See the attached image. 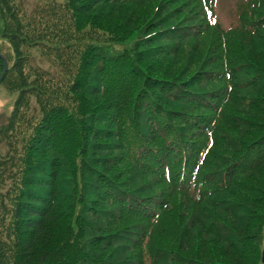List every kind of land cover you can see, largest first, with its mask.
I'll return each instance as SVG.
<instances>
[{"label": "trees", "instance_id": "obj_1", "mask_svg": "<svg viewBox=\"0 0 264 264\" xmlns=\"http://www.w3.org/2000/svg\"><path fill=\"white\" fill-rule=\"evenodd\" d=\"M150 1L71 0L70 5L78 29L83 31L87 29L86 25L98 27L92 21L91 23L84 21L86 15H93L114 23L116 28L134 32L133 41L139 43V48L133 52V56L149 62L147 66L135 67L130 64L127 56H123L114 59L113 65L103 62L100 66L101 60L94 50L90 49L85 53L87 55L90 52V56H84L77 80L79 83L76 81L72 87L76 93L84 90L83 93H79V111L87 114L86 128L91 126L94 129L86 132L88 138L80 153L81 167H76L74 158L69 156L71 152L65 151L61 146L58 150L55 149L60 145L58 141L62 139L59 130L61 125L66 122L69 125L74 124L71 113L65 109L60 110L63 117L57 118L49 126V132L44 139L39 140L38 136H35L37 140L32 142L29 148L28 163L27 155L24 163L20 164L12 156L21 154V150L11 145V142H14L10 139L11 134L13 136L16 132L15 122L0 125V189L4 187L0 191V264H160L169 256L167 252L159 254L152 249L150 236L156 226L152 223L148 226L143 224L150 217L146 216L145 207L138 204L146 205L145 202L148 201L144 199L148 198L139 196L131 190L129 185L132 183L121 180L123 171L117 167L118 160L120 161L119 152H123L118 141L123 136L118 129L124 121L136 116L135 105L141 111L137 115L140 125L146 119V109L143 106L148 108V104H153L152 109L155 110V106L161 105L160 96H164L162 99L166 100L163 103L170 105L168 97L162 95L157 86L155 87L158 80L162 78L170 80L171 76H174L172 72L175 71L176 65L172 61L166 66L160 64L161 60L170 57L166 53L170 47V43L168 44L170 40L163 34L162 39L168 41L161 47H151L150 44L157 39L154 37L156 33L171 27L180 28L175 24L177 20L174 18L177 16L174 15L190 0H180L184 1L183 3L153 0L155 4L152 9L163 10L160 16L155 17H150L151 6L147 7ZM172 5L174 7H169ZM237 6L241 10H238L235 16L240 25L245 22L247 16H253L254 21L250 24L247 22V30L233 26L229 29H220L219 34L227 39L237 31L251 41V37L254 36L250 37L248 26L256 27L258 23L264 21L258 18L259 11L257 14L255 12L259 8L264 9V0H239ZM25 19H27L25 9L16 3V0H0L2 21L0 29L13 45L16 60L11 69L20 75V87L27 85L21 43H24V40L37 42L43 39L41 35L36 39L30 38L33 32L26 27ZM188 24L194 25L190 22ZM188 24L183 27H188ZM102 30L110 35L121 36L117 31L105 27H102ZM140 32L145 33L147 38L141 40ZM191 38L196 37L190 34L177 38V42L190 43ZM250 41L242 45L252 46L253 43ZM0 62L4 68L1 57ZM132 69L135 70V75L131 74ZM9 70L8 68L0 84L5 80ZM258 71L260 75L264 74V70ZM229 77L232 78V87L226 97L221 98L223 105L233 102L231 101L233 90L244 91L249 87L251 88L249 91L256 89L255 82L249 84L239 80L236 66L230 70ZM82 80L87 81V87L82 86ZM174 85L176 87L172 90L176 92L188 90L181 82ZM144 88L146 89L144 101H139L143 106L132 102L133 97L136 98L135 91ZM221 95L222 92L217 93V97ZM241 96L242 93L237 96L239 102ZM251 96L253 104L259 96ZM22 99L21 95L17 100V110L21 107ZM182 99L180 98L183 105L189 104ZM246 107L257 106L253 104L243 108ZM148 109L152 110L151 107ZM257 110L258 107L254 111ZM210 111L212 113V110ZM213 111L217 113L216 110ZM241 111L250 115L251 117L248 116L250 119L255 118L253 121L264 125V116H257L252 110ZM218 125L213 126L211 133L213 143L206 149L203 158L198 154L192 156L186 169L182 167V170L175 161L170 164L172 172L174 169V175L168 183L172 192L168 194L171 197L169 203L171 209L177 211L182 208V203L178 200L180 196L194 207H201V212L205 213L203 218L210 219L216 224L209 226L201 219L197 234L187 236L185 232H181L180 238L174 237V241L183 255L182 261H185L183 264H261L263 246L260 245V241L264 229V128L253 145L249 144L243 148L242 142L238 140L239 143L234 144L232 137L229 136V147L234 150L229 151L232 162L229 161L227 166L221 169L216 167L217 161L213 164L209 161V155L212 157L217 149L215 130ZM223 134L225 138V133ZM245 135L252 136L250 133ZM151 137L159 141L154 136ZM4 141L8 144L5 151ZM158 144L156 143V146ZM25 153L26 148L24 156ZM128 159L134 160L130 155ZM132 166L138 169V162H132ZM205 167L208 169L205 170ZM100 176L111 179V182H102ZM98 186L103 187L105 193H99ZM148 205L151 209L153 203ZM111 210H116L118 215L113 216ZM75 212L79 224L73 228L74 225L70 224L69 220ZM137 219L140 221L136 225L140 226L130 230L134 234L124 235L126 229L134 226ZM94 223L99 228H95ZM148 232L150 234L145 242L143 236ZM127 237L131 240H127ZM211 240L221 245L214 244L210 247ZM188 255L196 257L192 256L188 260Z\"/></svg>", "mask_w": 264, "mask_h": 264}, {"label": "rangeland", "instance_id": "obj_2", "mask_svg": "<svg viewBox=\"0 0 264 264\" xmlns=\"http://www.w3.org/2000/svg\"><path fill=\"white\" fill-rule=\"evenodd\" d=\"M184 1L173 0L172 2L183 3ZM238 1L190 0L174 15L177 16L174 18L175 21L177 20L175 24L180 28L171 27L155 34L154 37L157 39H154L155 41L150 44L151 47H161L168 41L162 39L163 34L170 40L168 41L170 47L166 52L170 57L161 60L160 64L166 66L172 61L176 65L175 71L172 72L174 76H171L170 80L162 78L158 80V85L155 84L158 91L168 97L170 105L163 103L166 100L162 99L164 96H160L159 104L161 105L155 106V110H153V104H148V108L152 109L150 110L139 102L144 101L146 89H138L135 91L136 98L133 97L132 102L135 101L146 109V119L143 120L142 125L139 124L137 115L141 111L135 105L136 116L124 121L118 129L123 136L121 140H118L123 149V152H119L120 161L118 160L117 165L123 171L121 180L132 183L129 185L131 190H134L139 196L148 198L144 199L148 201L145 202L146 205L138 204L145 207L146 216L150 217L143 224L148 226L152 223L156 226L150 236L152 249L159 254L161 252L169 254L160 264H183L185 262L182 261L183 255L177 248L174 237L180 238L181 232H185L187 236L197 234L201 219H204L205 214L201 212V207H194L180 196L178 200L181 201L182 208L177 211L170 208L171 197L168 194L172 192H170L168 183L174 175V169L172 172L170 164L175 161L182 170V167L186 169L192 156L198 154L203 158L206 149H209L213 143L211 140L213 126L219 124L220 127L218 125L215 130L217 149L212 157L209 155V161L212 164L217 161L216 167L223 169L231 159L229 151H234L229 147V136L232 137L231 140L234 144H238V140L242 142L241 148H243L249 144L253 145L254 141L261 136L264 128V125L259 124L258 121H253L255 118L250 119L248 117L250 115L241 111L252 110L257 116H264V74L260 75L258 71L264 70V21L258 23L256 27L248 26L250 37L254 36L251 37V41L250 38L240 35L237 31L233 32L232 36L229 35L227 39L219 34L222 28L229 29L237 26L245 29L247 22L250 24L254 21L253 16H247L245 22L240 25L235 16L236 12L241 10L237 6ZM70 2L71 0H16V3L25 9L26 27L28 26L33 32V36L30 38L36 39L40 35L43 37L37 42L24 40V43H21L24 76L27 78L25 87H20L21 77L11 69L16 55L13 52V45L0 29V53L7 58L10 69L5 80L0 84V125L4 123L6 125L10 121L15 122L16 132L13 136L11 134L10 139L14 141L11 142V145L15 149L21 150L20 155H12L18 164L24 163L26 155V162H30L29 148L32 142L37 140L35 136H38L39 140L44 139L49 132V126L57 118L63 117L60 110L65 109L69 114L71 113L70 116L73 117L74 124L69 125L66 122L61 125L59 130H61L62 139L58 141L60 145L55 149L58 150L61 146L65 151L71 152L69 156L74 158L76 167H81V148L88 138L87 133L94 129L91 126L86 128L87 114L84 111H79V93H83L84 90L81 89L78 91L79 93H76L72 87L79 79L82 61L87 50L95 51L94 53L101 60L100 66L103 62L113 65L114 59H120L123 56H127L130 64L135 67L147 66L149 62L144 58L138 60L133 56V52L139 48V43L136 44L137 42L133 41L134 32L116 28L114 23L98 19L93 15H86L84 21L85 23L92 21L98 27L86 25L87 29L83 31L78 29ZM152 3L153 0L147 6H151L149 8L150 17L160 16L163 10L152 9L155 4ZM164 7L166 8V5ZM169 7H174V5ZM255 12L258 13V18L264 20L263 8H259ZM180 18L182 20H179ZM189 22L194 25L191 26L188 24ZM185 24H188V27L184 28ZM102 27L117 31V34H121V36L110 35L103 31ZM140 34L141 40L147 38L145 33L140 32ZM190 34L196 37L191 38L190 43L187 41L177 42V38L187 37ZM246 39L253 45L249 47L242 45V43H249ZM225 41L226 43H224ZM55 43L60 44L56 45ZM87 56H90V52L87 53ZM235 66L239 72V80L249 84L255 82L256 89L249 91L251 90L249 87L244 91L235 92L233 90L231 92V101L233 102L223 105L221 98L226 97L227 92L231 91L232 78L229 75L230 70ZM2 69L3 64L0 62V74ZM144 69L142 73H144ZM131 74L135 75L134 69ZM77 82L79 83V81ZM177 82L185 84L188 90L179 92L172 90L176 87L174 83ZM82 86L87 87L86 80H82ZM218 92H222L219 97H217ZM241 93L239 102L237 96ZM21 95L23 96L22 104L17 110V100ZM251 95L259 96L253 103L258 107L257 111H254L257 107L243 108L253 105L251 104L253 102ZM180 98L191 105H183ZM240 107L241 110H239ZM223 133H225V138ZM246 133H250L252 136H247ZM151 136L159 141L153 140ZM156 143L159 144L156 146ZM3 146L5 151L8 148L6 141ZM170 154L171 156H168ZM129 155L134 158L133 161H129ZM136 161L138 169L132 166V162ZM206 169L208 168L205 167ZM78 177L80 178V170ZM99 179L104 183L111 182V179L102 176ZM178 179L180 180V178ZM98 190L99 193H105L101 186H98ZM151 203L153 205L149 209L150 205L148 204ZM110 212L113 216L118 215L116 210ZM75 216L76 212L69 220L70 224L74 225L73 228L79 224ZM204 220L209 226L216 224L210 219ZM138 221L140 220L137 219L134 226L126 229L124 235L134 234L130 230L140 226L136 225ZM82 224L84 225V223ZM93 225L95 228H99L95 223ZM207 229L210 230V227ZM212 229L214 230V228ZM149 234L150 232L143 236L145 242ZM137 235L139 236L140 233ZM260 242V245L263 246L261 264H264V229ZM214 244L221 245L219 242L211 240L210 247ZM192 256L195 255H188V260Z\"/></svg>", "mask_w": 264, "mask_h": 264}, {"label": "water", "instance_id": "obj_3", "mask_svg": "<svg viewBox=\"0 0 264 264\" xmlns=\"http://www.w3.org/2000/svg\"><path fill=\"white\" fill-rule=\"evenodd\" d=\"M0 57L3 59L4 61V70L2 72V74L0 75V82L3 80L5 74H6V71H7V68H8V62L5 58V56H3L2 54H0Z\"/></svg>", "mask_w": 264, "mask_h": 264}]
</instances>
